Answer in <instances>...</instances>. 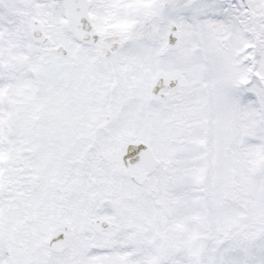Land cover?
<instances>
[{
    "label": "snow or ice",
    "instance_id": "6c2138e0",
    "mask_svg": "<svg viewBox=\"0 0 264 264\" xmlns=\"http://www.w3.org/2000/svg\"><path fill=\"white\" fill-rule=\"evenodd\" d=\"M0 264H264V0H0Z\"/></svg>",
    "mask_w": 264,
    "mask_h": 264
}]
</instances>
